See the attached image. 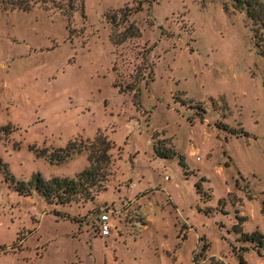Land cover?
<instances>
[{
	"label": "rangeland",
	"instance_id": "rangeland-1",
	"mask_svg": "<svg viewBox=\"0 0 264 264\" xmlns=\"http://www.w3.org/2000/svg\"><path fill=\"white\" fill-rule=\"evenodd\" d=\"M247 23L229 0H0V264H264L263 239L237 232L264 236V47ZM98 133L106 187L47 201L30 181L101 165ZM107 207L121 229L101 237Z\"/></svg>",
	"mask_w": 264,
	"mask_h": 264
},
{
	"label": "trees",
	"instance_id": "trees-1",
	"mask_svg": "<svg viewBox=\"0 0 264 264\" xmlns=\"http://www.w3.org/2000/svg\"><path fill=\"white\" fill-rule=\"evenodd\" d=\"M233 11L243 13L247 19V25L252 33L255 45L258 48L264 47V0H229ZM48 0H1L2 9L4 10H22L25 12L31 11L37 4H45ZM227 9L228 5L225 6ZM73 6L71 9H74ZM120 12L124 14L123 22H128L129 16L131 15V9L128 7L122 9ZM116 16V15H114ZM135 29V32L133 31ZM111 39L113 43L118 44L124 40L123 38L127 37V33L131 35H139L140 31L134 24H129L123 33V38L119 39L118 34L115 33L114 28H112ZM134 32V33H133ZM128 38V37H127ZM101 139V141H100ZM103 139V140H102ZM102 144L103 156L99 159L101 165L96 163V153L91 152L89 155V166L85 168L82 172L78 173L76 178H53L50 180H44L40 176L33 178L30 181V184H35L40 182L41 185H37V188L42 191L45 199L51 203L56 202L59 204H70L74 201H78L79 198H84L85 200L93 199L94 195L92 192L96 187L99 189H104L106 186L104 182L107 179V174L105 172L106 165L111 162V155L109 151L113 147V142L106 138H103L101 133L97 134L96 139L94 140ZM64 155H62L59 160L66 159L72 155V152L76 151L74 146V141L71 140L66 147L60 148ZM80 152V151H79ZM156 152L159 156L162 157H172L176 154L173 149L158 150ZM47 156L46 154H43ZM48 157V156H47ZM51 158V157H48ZM50 160H53L51 158ZM23 186V185H22ZM198 190L201 188L199 182L196 183ZM30 190H28L29 192ZM242 232V238L244 241L255 242L256 237L262 238L264 241V236L259 233H245L241 229H238L237 232ZM239 260L241 264H247L244 257L239 255Z\"/></svg>",
	"mask_w": 264,
	"mask_h": 264
},
{
	"label": "built area",
	"instance_id": "built-area-1",
	"mask_svg": "<svg viewBox=\"0 0 264 264\" xmlns=\"http://www.w3.org/2000/svg\"><path fill=\"white\" fill-rule=\"evenodd\" d=\"M114 212V209L107 207V209L99 215L97 234H99L101 237L110 236L114 230L119 231L118 227L113 228L110 223L111 216L114 214ZM135 217L139 218L138 215Z\"/></svg>",
	"mask_w": 264,
	"mask_h": 264
},
{
	"label": "crops",
	"instance_id": "crops-1",
	"mask_svg": "<svg viewBox=\"0 0 264 264\" xmlns=\"http://www.w3.org/2000/svg\"><path fill=\"white\" fill-rule=\"evenodd\" d=\"M133 207V204H129V207L127 208V209H131ZM124 223V222H123ZM124 225H126V224H124ZM118 228H119V230L121 229V227L120 226H118ZM129 229H131V227L129 228Z\"/></svg>",
	"mask_w": 264,
	"mask_h": 264
}]
</instances>
